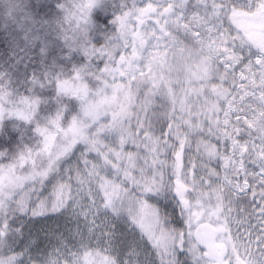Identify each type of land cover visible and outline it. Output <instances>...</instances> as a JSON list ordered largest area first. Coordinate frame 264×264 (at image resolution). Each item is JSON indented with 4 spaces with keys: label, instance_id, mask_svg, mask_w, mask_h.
Masks as SVG:
<instances>
[{
    "label": "snow or ice",
    "instance_id": "snow-or-ice-1",
    "mask_svg": "<svg viewBox=\"0 0 264 264\" xmlns=\"http://www.w3.org/2000/svg\"><path fill=\"white\" fill-rule=\"evenodd\" d=\"M0 264H264V0H0Z\"/></svg>",
    "mask_w": 264,
    "mask_h": 264
}]
</instances>
